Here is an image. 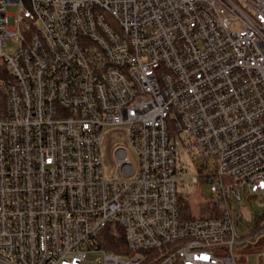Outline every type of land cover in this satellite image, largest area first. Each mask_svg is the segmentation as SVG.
Segmentation results:
<instances>
[{
	"label": "built area",
	"instance_id": "1",
	"mask_svg": "<svg viewBox=\"0 0 264 264\" xmlns=\"http://www.w3.org/2000/svg\"><path fill=\"white\" fill-rule=\"evenodd\" d=\"M121 124L137 161L107 178ZM203 166L220 213L185 220ZM243 196L264 200V0H0V264H238Z\"/></svg>",
	"mask_w": 264,
	"mask_h": 264
},
{
	"label": "rangeland",
	"instance_id": "2",
	"mask_svg": "<svg viewBox=\"0 0 264 264\" xmlns=\"http://www.w3.org/2000/svg\"><path fill=\"white\" fill-rule=\"evenodd\" d=\"M15 7H9V11H15ZM240 24H234L233 29H239ZM19 47V44L8 41L6 45L7 51H13ZM119 148H124L129 154L132 162L136 164L137 156L132 150L130 145V137L128 134V125H110L105 127L104 136L102 140V156L104 159L105 165V174L107 178H110L116 172V151ZM185 159L189 164L191 170L196 174L195 164L191 158L190 153H185ZM199 161H196V164ZM184 183H192V179H185ZM188 193L191 194L189 200V205L192 209L193 214L197 215L199 211L200 202L205 199L204 197H209L210 187L207 184L194 186L192 189L188 190ZM205 215L211 216L212 212L207 210V202H205ZM238 210L242 213V219L238 222V234L243 236V239L250 238L245 247L239 248V251H242L244 258L240 259L238 264H260L259 256L254 252V247L259 243L264 237V233L260 234L256 228V221L258 217L264 213V200L248 199L243 196V200L239 203ZM217 215V214H214ZM212 215V216H214ZM248 249V250H247ZM102 257V252H93L89 251L86 257L84 264H99V258Z\"/></svg>",
	"mask_w": 264,
	"mask_h": 264
},
{
	"label": "trees",
	"instance_id": "3",
	"mask_svg": "<svg viewBox=\"0 0 264 264\" xmlns=\"http://www.w3.org/2000/svg\"><path fill=\"white\" fill-rule=\"evenodd\" d=\"M197 171L199 173L197 181H196V186L197 185H201L203 186V184H207L208 183V176L211 175V171L209 168H205V166L203 167H198ZM205 199H203L200 204H199V211L198 214L195 215L192 212V209L189 205V200H181L180 201V205H179V209H180V214L182 216L183 219L185 220H196V219H202V218H209V217H215L217 215H219L220 213V208L218 206L217 201L214 199V197L212 195H210L209 197H204ZM207 202V210L213 211L212 215L214 216H206L204 213L206 211L204 204L206 205ZM261 219H264V213H262L257 221H256V227L259 223V221ZM98 242L100 247H103L106 250L109 251H113V252H120L119 251V246L123 245V237L119 236L117 233L113 232V231H105L99 238H98Z\"/></svg>",
	"mask_w": 264,
	"mask_h": 264
}]
</instances>
